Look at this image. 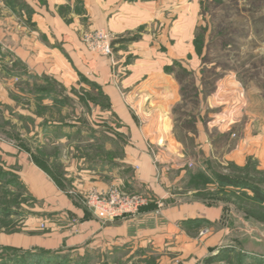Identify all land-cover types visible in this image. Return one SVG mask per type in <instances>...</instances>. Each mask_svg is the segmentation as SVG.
Listing matches in <instances>:
<instances>
[{
  "label": "rangeland",
  "instance_id": "rangeland-1",
  "mask_svg": "<svg viewBox=\"0 0 264 264\" xmlns=\"http://www.w3.org/2000/svg\"><path fill=\"white\" fill-rule=\"evenodd\" d=\"M111 88L154 158L205 172L190 186L223 206L221 249L195 264H264V0H0V229L29 213L7 157L62 173L80 147L62 127L118 129Z\"/></svg>",
  "mask_w": 264,
  "mask_h": 264
},
{
  "label": "crops",
  "instance_id": "crops-1",
  "mask_svg": "<svg viewBox=\"0 0 264 264\" xmlns=\"http://www.w3.org/2000/svg\"><path fill=\"white\" fill-rule=\"evenodd\" d=\"M103 93L111 104L106 114L120 120L118 129L111 122L62 127L56 144H71L68 137L77 134L80 145L76 155H62V173L49 164L42 168L21 150L7 157L29 213L15 230L0 229V264H195L221 249L227 231L215 227L226 219L223 206L190 186V180L207 174L161 165L126 102L112 88ZM109 187L139 194L146 205L137 215L100 221L83 200L88 191Z\"/></svg>",
  "mask_w": 264,
  "mask_h": 264
},
{
  "label": "built area",
  "instance_id": "built-area-1",
  "mask_svg": "<svg viewBox=\"0 0 264 264\" xmlns=\"http://www.w3.org/2000/svg\"><path fill=\"white\" fill-rule=\"evenodd\" d=\"M83 204L97 219L108 222L137 215L146 205V200L139 194L110 187L103 191H88Z\"/></svg>",
  "mask_w": 264,
  "mask_h": 264
},
{
  "label": "trees",
  "instance_id": "trees-1",
  "mask_svg": "<svg viewBox=\"0 0 264 264\" xmlns=\"http://www.w3.org/2000/svg\"><path fill=\"white\" fill-rule=\"evenodd\" d=\"M214 178H215V181L221 185L228 186V187L247 189L246 186L235 183L234 181H232L231 179L223 175H216ZM251 190L253 192V199L257 201L258 203L264 205V192L257 188H251Z\"/></svg>",
  "mask_w": 264,
  "mask_h": 264
}]
</instances>
